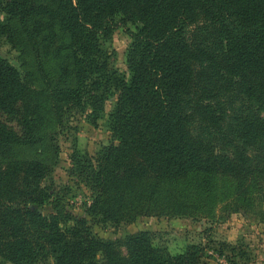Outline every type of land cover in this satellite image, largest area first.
Listing matches in <instances>:
<instances>
[{
    "label": "trees",
    "instance_id": "1",
    "mask_svg": "<svg viewBox=\"0 0 264 264\" xmlns=\"http://www.w3.org/2000/svg\"><path fill=\"white\" fill-rule=\"evenodd\" d=\"M0 11V37L28 67L0 57V264H202V244L173 255L152 232L97 237L46 184L61 133L78 117L96 127L112 97L115 143L76 156L94 193L87 215L177 216L171 186L195 175L206 192L234 180L230 211L264 223V0H0ZM119 28L128 75L104 46ZM24 144L46 159L20 160Z\"/></svg>",
    "mask_w": 264,
    "mask_h": 264
},
{
    "label": "rangeland",
    "instance_id": "2",
    "mask_svg": "<svg viewBox=\"0 0 264 264\" xmlns=\"http://www.w3.org/2000/svg\"><path fill=\"white\" fill-rule=\"evenodd\" d=\"M6 18L0 11V23ZM131 42L130 34L119 28L104 43L108 50L116 54V68L126 75L127 51ZM0 57L18 69H28L23 66L18 50L4 36L0 37ZM34 86L36 90L40 89L38 82H34ZM116 101L117 97H112L106 104L104 117L96 127L89 125L84 117H78L72 130L59 136L58 160L51 166L46 181V184L54 183L58 194L55 199L59 205L75 217L85 219L97 237L118 245L140 232H152L157 235L156 243L173 255L182 252L188 245L202 244L206 248L202 264H264V223L252 214L230 211L228 205L235 187V181L230 178H216L208 192L203 190V183H198L199 178L195 175L172 185L171 190L176 194L174 202L184 203L178 206L182 212L174 217L150 214L140 216L131 223L116 224L87 215L94 193L84 182L76 160L80 157L95 160L102 148L115 143L108 121ZM16 152L23 161L46 159L36 145H21L16 147ZM50 159L48 163L53 161ZM9 165L10 160L0 157L1 168L6 169ZM159 186L165 194L163 185ZM41 210L44 215L54 213L50 204ZM226 245L234 247L235 252Z\"/></svg>",
    "mask_w": 264,
    "mask_h": 264
}]
</instances>
